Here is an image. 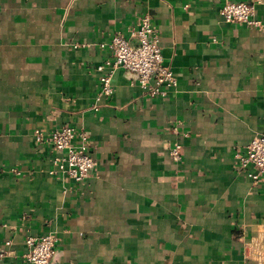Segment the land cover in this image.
<instances>
[{
    "label": "crops",
    "instance_id": "obj_1",
    "mask_svg": "<svg viewBox=\"0 0 264 264\" xmlns=\"http://www.w3.org/2000/svg\"><path fill=\"white\" fill-rule=\"evenodd\" d=\"M225 1L0 0V264L49 231L47 264H264V179L235 156L264 131V0H244L261 28L227 23ZM144 13L176 85L150 96L119 67L101 95L102 44ZM62 124L90 138L81 185L34 137Z\"/></svg>",
    "mask_w": 264,
    "mask_h": 264
},
{
    "label": "built area",
    "instance_id": "obj_2",
    "mask_svg": "<svg viewBox=\"0 0 264 264\" xmlns=\"http://www.w3.org/2000/svg\"><path fill=\"white\" fill-rule=\"evenodd\" d=\"M227 23L244 24L261 28L263 22L255 16L254 4L244 0H226L219 9ZM129 35L115 32L106 43L107 56L96 65L99 71V93H113L112 75L116 68H125L138 75L140 87L150 96H165L177 79L172 69L164 63L157 31L150 15L142 14L137 26L128 29ZM133 40V41H132ZM81 44V43H80ZM75 43L74 46L80 45ZM35 140L46 142L57 153L52 175L69 177L76 185L85 183L96 165L86 130L71 124H62L49 130L36 128ZM181 143L175 140L169 149L174 160L181 158ZM238 165L254 184L264 179V131L256 134L243 148L236 150ZM57 235L53 231L29 235L25 239L23 258L28 264H47L54 251ZM11 240L4 241L0 249V262L11 253Z\"/></svg>",
    "mask_w": 264,
    "mask_h": 264
}]
</instances>
